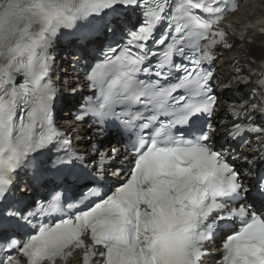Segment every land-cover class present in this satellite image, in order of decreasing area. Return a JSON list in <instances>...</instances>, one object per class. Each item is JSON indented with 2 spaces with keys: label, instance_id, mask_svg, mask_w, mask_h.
Returning <instances> with one entry per match:
<instances>
[{
  "label": "snow or ice",
  "instance_id": "obj_1",
  "mask_svg": "<svg viewBox=\"0 0 264 264\" xmlns=\"http://www.w3.org/2000/svg\"><path fill=\"white\" fill-rule=\"evenodd\" d=\"M238 6L0 0V264H204L217 240V264H264V27L244 41L259 104L222 99L215 66ZM64 40L89 57L68 128Z\"/></svg>",
  "mask_w": 264,
  "mask_h": 264
},
{
  "label": "bare ground",
  "instance_id": "obj_2",
  "mask_svg": "<svg viewBox=\"0 0 264 264\" xmlns=\"http://www.w3.org/2000/svg\"><path fill=\"white\" fill-rule=\"evenodd\" d=\"M256 2H257V0H256ZM258 2L259 3L261 2L264 5V0H259ZM257 7H258L257 9L251 8L249 11H246L244 13L243 17L244 16H249V17L252 16V17L248 22H247V20H245L242 23L236 24L238 33H240L242 35H245V33H246L247 35H249L250 34L248 31L249 26H253L252 24H254L255 22H257L259 20L264 21V6H262V8L260 6H257ZM241 24H242V26H241ZM234 45L235 46L233 47V50L230 51V53H228L226 56V59H228V64H232L234 61H241L246 56H249V52L252 51V49L249 47V45L243 41L237 40ZM255 46H257V47L259 46V38L256 39ZM233 55H235L236 57L230 58Z\"/></svg>",
  "mask_w": 264,
  "mask_h": 264
},
{
  "label": "rangeland",
  "instance_id": "obj_3",
  "mask_svg": "<svg viewBox=\"0 0 264 264\" xmlns=\"http://www.w3.org/2000/svg\"><path fill=\"white\" fill-rule=\"evenodd\" d=\"M258 6H260V7L262 8V6H264V5H263V3L260 2V3L258 4Z\"/></svg>",
  "mask_w": 264,
  "mask_h": 264
}]
</instances>
